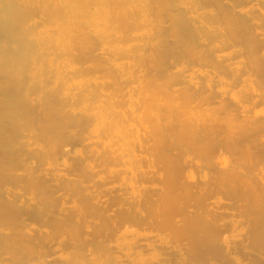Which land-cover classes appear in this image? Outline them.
Here are the masks:
<instances>
[{
  "label": "rangeland",
  "instance_id": "374dc122",
  "mask_svg": "<svg viewBox=\"0 0 264 264\" xmlns=\"http://www.w3.org/2000/svg\"><path fill=\"white\" fill-rule=\"evenodd\" d=\"M1 14L3 40L30 58L11 62L0 43V264H134L113 250L124 231L162 237L161 264H264V123L249 117L264 110V0H0ZM176 67L186 83L206 75L179 83ZM97 100L133 129L123 176L79 110Z\"/></svg>",
  "mask_w": 264,
  "mask_h": 264
},
{
  "label": "bare ground",
  "instance_id": "6f19581e",
  "mask_svg": "<svg viewBox=\"0 0 264 264\" xmlns=\"http://www.w3.org/2000/svg\"><path fill=\"white\" fill-rule=\"evenodd\" d=\"M185 6V5H184ZM3 10V9H2ZM98 10L99 9H97V10H93V12H94V14H96V15H98L97 14V12H98ZM189 11V10H188ZM242 12V11H241ZM243 12H245V11H243ZM238 13L240 14V17H241V14L242 13H240V10L238 11ZM3 14V13H2ZM2 14L0 15V43L2 42L3 44H10V43H13L14 44V47H11V49H12V51H10V49H8V45L7 46H2V48H1V50L2 51H4V53L2 52V51H0V52H2V54H4L5 56H6V54L5 53H7L6 52V47H7V50H8V53H10L9 55V60L11 59V62L13 61V60H18V61H21L22 60V62H23V59L24 58H26V57H24L23 55V53H22V50H23V47H22V43H24V42H22V43H20L21 42V40H20V42H19V39L17 38V39H15L16 37H15V35H14V37L15 38H10L9 40L7 39H5L6 41H4L3 39L4 38H2V36H1V32L3 31L2 29L5 27V26H7L8 25V20L7 19H5V16L6 15H3V17H2ZM243 16L245 15V14H242ZM247 15V14H246ZM245 15V16H246ZM7 17V16H6ZM8 19H9V17H7ZM93 18V19H92ZM91 18V20H89L90 22H89V24L90 25H92L93 27L95 26L96 28L95 29H97L98 28V26L100 25V21L98 20V18H94V17H92ZM100 19V18H99ZM242 19H244V18H242ZM101 20V19H100ZM250 20V19H249ZM10 22H11V19H10ZM11 24H12V22H11ZM13 25V24H12ZM12 25H10V26H12ZM9 26V25H8ZM8 26H7V29H9L8 28ZM9 26V27H10ZM88 26V25H87ZM12 28V27H11ZM78 29H79V27H78ZM11 30V29H10ZM57 30V29H56ZM80 30V29H79ZM47 31V30H46ZM45 31V32H46ZM48 31H50V32H48ZM46 33H48V35L49 34H51L52 33V29L51 30H48ZM40 32H42V31H40ZM44 31H43V33H45ZM80 32V31H79ZM81 32H82V29H81ZM99 32H100V30H99ZM5 33V32H4ZM11 33V32H10ZM39 33V32H38ZM17 34V33H16ZM41 34V33H40ZM3 35V34H2ZM6 35H8V33L6 34ZM10 35V34H9ZM8 35V36H9ZM19 35V34H18ZM37 35V34H36ZM43 35V34H42ZM41 35V36H42ZM47 34H45L44 36L45 37H47L48 36ZM11 36V35H10ZM3 37H4V35H3ZM7 37V36H6ZM12 37V36H11ZM45 37H42V38H44L45 39ZM48 38V37H47ZM21 39H22V37H21ZM7 41H8V43H7ZM30 44V43H29ZM24 45V44H23ZM28 45V44H27ZM26 45V46H27ZM25 46V45H24ZM30 46H31V44H30ZM44 48V47H43ZM42 48V49H43ZM212 49V48H211ZM46 50V49H45ZM48 51H49V49H48ZM29 55H31V54H29ZM28 55V56H29ZM33 56V55H32ZM32 56H31V58H32ZM40 56H45V58H46V60H51V59H49V57L50 56H53L52 54H49V53H46V54H43V55H40ZM228 56V54H226V53H223V54H221V55H219L218 57H219V59H228V58H226ZM231 56V55H230ZM263 56H264V53H263ZM262 56V57H263ZM1 57V56H0ZM7 57V56H6ZM8 58V57H7ZM30 58V57H29ZM29 58H27V59H24V60H28ZM232 58V57H231ZM259 58V57H258ZM260 59V58H259ZM258 59V60H259ZM263 59H264V57H263ZM8 60V61H9ZM53 60H55V59H53ZM225 60V61H226ZM228 60H230V59H228ZM4 61V60H3ZM260 61H262V60H260ZM259 61V62H260ZM6 62V61H5ZM21 62V63H22ZM25 62V61H24ZM263 63H264V61H262ZM262 62H260V63H262ZM7 63V62H6ZM262 63V64H263ZM237 63H235V62H233L232 63V66H235ZM259 64V63H258ZM113 67L115 68V69H117V68H120L121 67V64H114L113 65ZM112 68V67H111ZM201 67H196V68H194L193 70H192V72H191V74H190V77H186V79H188V81H187V83L189 84V85H191L192 84V80L196 77V76H204V75H206L205 74V72L204 71H202L201 69H200ZM262 68V67H261ZM76 69L77 68H75V67H73L72 65H69V64H67L66 62H64V61H59L57 64H56V67H55V70H57V72L58 73H62V75H63V77H67V76H71L73 73H74V71H76ZM260 69V68H259ZM173 73H175V76H174V74H173V77H175L174 79H177L178 77H184V71H183V69H182V67H176L175 69H174V71H173ZM180 75V76H177V75ZM53 76V75H52ZM177 76V77H176ZM32 77V76H31ZM53 79H52V81H50L49 83H51V82H53V83H55V81H54V76L52 77ZM179 79V83H182L183 81L185 82L186 80H185V77L184 78H181L182 79V82L180 81V78H178ZM177 79V80H178ZM175 81V80H174ZM177 82V81H176ZM183 82V83H184ZM49 83H48V85H49ZM80 83V82H79ZM91 83V81L90 80H85V81H83V82H81L80 84H75V85H73L72 86V88L71 89H69V91L65 94V97L67 96V95H69V94H71L73 91H75V90H78V89H80V88H83V87H85V86H88L89 84ZM172 83H174V82H172ZM186 82L184 83V84H187ZM223 83L224 82H222V81H218V91L216 92V93H218V95L220 94V95H224L225 93H229V92H227V90H225V88H223L222 86H223ZM51 85V84H50ZM49 85V86H50ZM173 85V84H172ZM176 84H174L173 86H175ZM48 87V86H47ZM225 87V86H224ZM173 88V87H172ZM170 89V91L171 90H173V89ZM49 89H54V88H49ZM66 90V89H65ZM175 90V89H174ZM51 91V90H50ZM170 91H168V92H170ZM176 91H178V89L177 90H175V92ZM184 91V90H183ZM60 92V91H59ZM65 92V91H64ZM171 92H173V91H171ZM175 92H173V93H175ZM164 93V94H163ZM182 93V92H181ZM185 93V92H184ZM166 94H168V93H165V92H162V95L161 96H165ZM126 96H127V94L125 95V93L123 94V97L122 98H124V100H125V102L128 104V103H131L130 102V99H127L126 98ZM158 99H159V97H158ZM162 99V98H161ZM164 100V102L167 104L171 99L168 97V99H170L169 101H168V99H167V95L165 96V98H163ZM182 99V98H181ZM156 100H157V98H155V95L152 93V95H150L149 94V98H148V100H145V102H147L146 103V108H145V110H144V115L145 116H148L149 117V115H150V117L152 118L149 122L151 123V129L153 130V131H158V124L155 122V120H157V119H159L158 117V114H157V109H158V107L157 106H155V107H153L154 106V104L156 103ZM167 102H166V101ZM148 104V105H147ZM184 104V103H183ZM231 104V103H230ZM262 105H264V103H262ZM170 106V105H169ZM173 106V105H172ZM172 106H170V107H172ZM180 106H182V105H180ZM259 106H260V104H259ZM173 107H178V106H173ZM224 107V106H223ZM229 107V106H228ZM238 107V106H237ZM180 108V107H179ZM181 109V108H180ZM231 109V108H230ZM264 109V108H263ZM80 111H82V113H87V114H89L88 116H90V118H93V119H98L99 120V123H97V124H93L91 127H90V132H100V133H103L105 136V140H102V142H100V144H102L103 145V149L102 150H104L103 152H105V153H107V154H109L111 157H112V159H116V160H119V161H121L123 164H125L123 167H121L119 170H117V171H112L111 173H114V174H117V175H121V176H123V175H125L126 174V167L128 166V165H130L132 162H133V156L130 154V152H129V146L132 144V140H131V132H132V130L129 128V126L128 125H126V124H124V123H122V122H119V121H117L115 118H116V113H113V112H111V111H108V108L105 106V103L102 101V100H97V101H95V102H93L91 105H84V104H82L81 105V108L79 109ZM176 110V109H175ZM238 110H239V113H242V114H245V112H244V110L241 108V107H238V109L236 110L237 112H238ZM153 111V112H152ZM177 111V110H176ZM228 111V110H227ZM231 111V110H230ZM149 112H152V115L149 113ZM159 112V111H158ZM180 112V111H179ZM236 112V113H237ZM249 112V111H248ZM154 113V114H153ZM247 113V112H246ZM238 114V113H237ZM242 114H239V115H237L238 117H240ZM248 114V113H247ZM247 114H245V117L247 118ZM250 114V113H249ZM252 114V113H251ZM236 116V115H235ZM249 116V115H248ZM237 117V118H238ZM243 117V116H242ZM245 117H243V119H245ZM249 117H251L250 119L252 120V121H250L249 120V118L247 119V121H248V123L247 124H249L250 125V122H252L251 124V127H253L254 126V124L256 125L257 123H255L256 121L258 122V121H262L261 123H264V110H260V111H257V112H255V113H253V115H251V116H249ZM161 118V117H160ZM241 118V117H240ZM148 119V118H147ZM232 119H233V117H232ZM231 119V117H230V120H232ZM229 120V119H228ZM240 120H242V119H240ZM243 121V120H242ZM244 121H246V120H244ZM244 121H243V123H244ZM250 121V122H249ZM230 122H232V121H230ZM246 123V122H245ZM254 123V124H253ZM260 122H259V124H261ZM245 125V124H244ZM247 126V125H246ZM248 128V127H247ZM255 128V127H254ZM254 128H252V130L254 129ZM258 128V127H257ZM258 134V133H257ZM260 134V133H259ZM92 143V145L93 144H95V143H98V141H92L91 142ZM97 145V144H96ZM101 146V145H100ZM73 152H74V150L72 149L71 151H70V153H72V155H73ZM75 153V152H74ZM104 153V154H105ZM106 155V154H105ZM109 155H107V156H109ZM218 159L216 160V162H215V165H216V167H218V169L221 171H223V170H226L227 168H228V160L227 159H225L224 158V156H222L221 157V154L220 155H218V157H217ZM261 162V161H260ZM259 163H257V165H258ZM257 168V167H256ZM259 172V173H262V172H264V165H262L261 166V163H260V166H258V168H257V170L255 171V172ZM99 172V173H98ZM96 171V173H98V176H102V171ZM104 174V173H103ZM256 174V173H255ZM260 175V174H259ZM257 177V176H256ZM193 178V177H192ZM258 179V178H257ZM262 180V179H261ZM264 180V179H263ZM258 181V180H257ZM260 182V181H259ZM261 184V183H260ZM261 187H263V185L261 186ZM119 190H124V191H127L128 192V190H129V188H128V184L127 183H125L124 181H121L120 183H119V185H118V187H117ZM112 189V188H111ZM129 195H131V194H129ZM230 218V217H229ZM228 230V229H227ZM236 236V235H235ZM134 238V240L131 242H125V243H123V241H126V239H128V238ZM132 238H131V240H132ZM137 239V240H136ZM224 240V239H223ZM222 240V241H223ZM232 240V238H230V239H228V240H225L224 241V244L222 245L223 247L225 246V245H228L229 244V242ZM235 240V239H234ZM234 240H232V242H233V244H234ZM115 241V240H114ZM223 243V242H222ZM58 244V243H57ZM56 244V245H57ZM55 248H57V246H55ZM114 249L113 250H116V252H118V253H123V254H125L126 256H131L132 257V259H133V261H134V264H161V262H162V256L159 254V250L160 249H165V250H167V251H169L170 249H171V247L163 240V238L162 237H160V236H158V235H155V236H153V235H148V234H146V233H144V234H140V233H138V232H136V231H124V232H120V233H118L117 234V236H116V243H115V245H114V247H113ZM59 249V248H58ZM58 249H55V251H54V249L52 250L53 251V253L54 252H56V250H58ZM58 258V257H57ZM37 260V259H36ZM36 260L35 261H33L32 263H29V264H48L47 262H45V261H38V262H36ZM39 260V259H38ZM44 260V259H43ZM167 262V261H166Z\"/></svg>",
  "mask_w": 264,
  "mask_h": 264
}]
</instances>
